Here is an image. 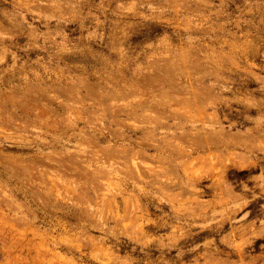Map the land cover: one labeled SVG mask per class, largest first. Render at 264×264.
<instances>
[{"label":"rangeland","instance_id":"obj_1","mask_svg":"<svg viewBox=\"0 0 264 264\" xmlns=\"http://www.w3.org/2000/svg\"><path fill=\"white\" fill-rule=\"evenodd\" d=\"M14 256L264 264V0H0Z\"/></svg>","mask_w":264,"mask_h":264},{"label":"bare ground","instance_id":"obj_2","mask_svg":"<svg viewBox=\"0 0 264 264\" xmlns=\"http://www.w3.org/2000/svg\"><path fill=\"white\" fill-rule=\"evenodd\" d=\"M113 165H114V164H113ZM111 168H112V166H111ZM23 216H24V215H23ZM23 216H22V217H23ZM22 219H24V217H23ZM22 219L20 220V218H18V220H20L21 222H22ZM26 221L28 222V220H25V223H24L25 226L23 225V223H22V224L20 223L19 226H20V225H23L24 227H26ZM17 224H18V223H16V227H17ZM29 224H30V223H27V226H29ZM4 225H5V224H4ZM13 225H14V224H13ZM14 226H15V225H14ZM23 226H21V227H23ZM16 227H15V228H16ZM21 227H17V228H20V229H21ZM9 228H10V227H9ZM2 229H3V228H2ZM4 229H5V228H4ZM30 229H31V228H30ZM5 230H6V229H5ZM3 231H4V230H3ZM10 231H11V230H10ZM5 232H6V231H5ZM12 232H13V231H12ZM7 233H8V232H7ZM14 233H15V232H13L12 234H14ZM1 234H3V233L1 232ZM4 234H5V233H4ZM12 234H10V235H12ZM25 234H26V233H25ZM6 235H7V234H5V236H6ZM18 235H19V234H18ZM5 236H4V237H5ZM1 237H2V236H1ZM4 237H3V239H6V238H4ZM11 237H13V236H11ZM19 238H20V237H19ZM9 239H10V238H9ZM15 239H16V238H15ZM24 239H25V238H24ZM29 239H30V238H29ZM11 240H12V239H11ZM13 240H14V239H13ZM22 240H23V239H22ZM30 240H31V239H30ZM3 241H4V240H3ZM5 241H6V240H5ZM9 241H10V240H9ZM31 241H32V240H31ZM1 242H2V241H1ZM11 242H12V241H11ZM17 242H18V241H17ZM19 242H20V241H19ZM21 242H22V241H21ZM23 242H24V240H23ZM9 243H10V242H9ZM14 243H15V242H14ZM28 243H29V242H28ZM3 244H5V242H3ZM3 244H2L1 246H3ZM28 245H29V244H28ZM23 246H24V245H23ZM29 246H30V245H29ZM19 247H20V246H19ZM25 247H26V246H25ZM9 248H10V247H9ZM36 248H37V247H36ZM27 249H28V248H27ZM30 250H31V249H30ZM8 252H9V251H7V253H8ZM10 253H12V252H10ZM10 253H9L8 255H10ZM23 258H24V257H23ZM6 259H7V258H6ZM9 259H10V257H9ZM9 259H8V260H9ZM13 260L16 261L15 256H14V259H13ZM20 260H21V257H20ZM20 260H19V261H20ZM23 260H24V261H23ZM6 261H7V260H6ZM15 261H14V262H15ZM21 261L24 262V264H26V263H25V259H22ZM8 262L10 263V262H13V261H8ZM16 262H18V261H16ZM16 262H15V263H16ZM26 262L28 263L27 260H26ZM0 264H1V263H0ZM11 264H12V263H11ZM18 264H19V262H18Z\"/></svg>","mask_w":264,"mask_h":264}]
</instances>
